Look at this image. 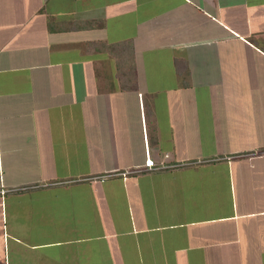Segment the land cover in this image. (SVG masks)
<instances>
[{"label":"crops","instance_id":"obj_1","mask_svg":"<svg viewBox=\"0 0 264 264\" xmlns=\"http://www.w3.org/2000/svg\"><path fill=\"white\" fill-rule=\"evenodd\" d=\"M107 261L264 264V0H0V264Z\"/></svg>","mask_w":264,"mask_h":264},{"label":"rangeland","instance_id":"obj_2","mask_svg":"<svg viewBox=\"0 0 264 264\" xmlns=\"http://www.w3.org/2000/svg\"><path fill=\"white\" fill-rule=\"evenodd\" d=\"M172 53H173V51H172ZM235 63H231V65H234ZM219 91L220 90H222V89H218ZM191 91V90H190ZM196 91H200V88L198 89V87L196 88ZM180 92H181V97H182V95L185 97V99L186 98H188L189 97V93L187 92V91H185V93L183 92V91H181L180 90ZM204 96H206V95H204ZM226 94H225V92H221L220 93V99H223V100H225V98H226ZM174 97V96H173ZM163 99H165V97L163 98ZM241 102L242 101H240L238 98H235L234 99V103H235V105H240L241 104ZM209 103L210 102H208L207 101V99H206V97L204 98V100L202 101V102H200L198 105L196 104V107H198L199 109H200V111H202V110H204V109H206L208 106H209ZM237 103V104H236ZM190 111H191V114L192 115H194V113H193V110L192 109H190ZM243 113L241 112V111H238V110H236V109H234V111H233V114H232V116H234V117H238V118H240L241 117V115H242ZM244 115H245V113H244ZM185 164H189V163H177L176 165H185ZM126 176V175H125ZM107 264H108V261H107Z\"/></svg>","mask_w":264,"mask_h":264},{"label":"built area","instance_id":"obj_3","mask_svg":"<svg viewBox=\"0 0 264 264\" xmlns=\"http://www.w3.org/2000/svg\"><path fill=\"white\" fill-rule=\"evenodd\" d=\"M172 166H179V165H174V164H172V165H167V164L158 165L154 159L148 158L146 161L144 170H156V169H162V168H167V167H172ZM133 172H136V171H125L121 174H123L125 176V175H128V173H133ZM112 175L113 174H108V175L103 176V177H108V176H112Z\"/></svg>","mask_w":264,"mask_h":264},{"label":"trees","instance_id":"obj_4","mask_svg":"<svg viewBox=\"0 0 264 264\" xmlns=\"http://www.w3.org/2000/svg\"><path fill=\"white\" fill-rule=\"evenodd\" d=\"M129 46V40L124 41L122 44L120 43V45H115V50H117L118 48H121V51H125L127 49V47ZM124 57V56H122ZM176 165V164H174Z\"/></svg>","mask_w":264,"mask_h":264},{"label":"clouds","instance_id":"obj_5","mask_svg":"<svg viewBox=\"0 0 264 264\" xmlns=\"http://www.w3.org/2000/svg\"><path fill=\"white\" fill-rule=\"evenodd\" d=\"M148 159V158H147Z\"/></svg>","mask_w":264,"mask_h":264}]
</instances>
